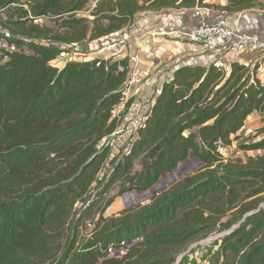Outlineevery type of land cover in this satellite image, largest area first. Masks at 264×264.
<instances>
[{
	"label": "trees",
	"instance_id": "1",
	"mask_svg": "<svg viewBox=\"0 0 264 264\" xmlns=\"http://www.w3.org/2000/svg\"><path fill=\"white\" fill-rule=\"evenodd\" d=\"M206 1L0 0V38L13 48L0 46V264H174L192 242L219 233L208 264H264V154L220 151L234 141L236 151L264 150V137L239 136L264 112L258 63L174 70L117 161L98 146L118 125L112 112L128 60L51 63L63 46L120 31L140 12ZM224 1L218 8L228 13L261 3ZM190 156L197 170L105 216L117 197L149 192ZM191 263L184 256L179 264Z\"/></svg>",
	"mask_w": 264,
	"mask_h": 264
},
{
	"label": "crops",
	"instance_id": "2",
	"mask_svg": "<svg viewBox=\"0 0 264 264\" xmlns=\"http://www.w3.org/2000/svg\"><path fill=\"white\" fill-rule=\"evenodd\" d=\"M260 5L238 13L219 9L224 0H207L208 7L162 9L140 12L132 25L108 36L86 41L91 50L82 60L128 59L138 56L137 66L146 73L139 87L129 90V97L138 99L146 113L153 104L163 83L173 71L183 66H208L210 64L229 67L230 63L254 65L259 63L258 76H264V0ZM217 6V7H215ZM207 22L239 29L241 34L257 38L259 45L245 47L226 44L215 50L194 43L183 36L190 27ZM107 40V41H106ZM133 66V65H132ZM112 117L124 122L125 114L115 108ZM147 193V192H144Z\"/></svg>",
	"mask_w": 264,
	"mask_h": 264
},
{
	"label": "rangeland",
	"instance_id": "3",
	"mask_svg": "<svg viewBox=\"0 0 264 264\" xmlns=\"http://www.w3.org/2000/svg\"><path fill=\"white\" fill-rule=\"evenodd\" d=\"M80 15L86 16V15H88V13L87 12H81ZM190 28H188L187 30H185L183 32V36L185 38H187V37L184 35V33L186 31H188ZM2 32L3 31L0 30V34ZM0 46L5 47L8 50L13 49L12 47H8L1 38H0ZM74 46L77 48V50H75V47L63 46V50L66 51V56L64 57L63 60H60L58 62L55 61V59H56L55 58L54 60L51 61L52 65L60 67L63 63H65L68 60H82L83 58L88 56V53L91 50V48H88L89 46L87 43H83L82 45H74ZM127 60H128L129 68L132 69L133 67H135L138 70L145 72L144 70L140 69L139 67H136L137 66L136 64L138 61L135 63H131V62L129 63V58ZM219 66L223 67V65H219ZM248 66L252 67L253 65L250 64ZM226 69H228V67ZM258 69H259V63H258ZM144 79H145V77H144ZM144 79H143V81H144ZM143 81L140 83V85L143 83ZM140 85H138L137 87H139ZM130 99L137 100L140 103V106H142L141 102L138 99L129 97V100ZM124 114H125V112H124ZM142 114L144 117V116H146L147 113H146V111H144L142 109ZM263 127H264V112H254L246 120L244 127L240 131V133H239L240 140L257 141V140L263 138L264 132H261V128H263ZM238 143H239V141H234L232 143V145L222 147L220 149L221 153L224 156L240 157L242 159H245L247 156H251V155L254 156V155L264 154V150L253 151V152L252 151H249V152L236 151V147H237ZM128 144H130V141H128L127 145ZM127 151H126L125 147L120 148L119 152H115L114 150H112V151L109 150V157L111 159H113L114 161H117L124 154H126ZM199 166H200V162L197 161L193 156H190L186 161L183 162V164L179 167V169L177 171L175 169L174 170L175 172L174 171H173L174 173L172 172L173 175H172V173H170V174L168 173L166 175H163L160 183H158L157 185L152 187L149 190V192H147V193L137 192V191L136 192H129V193L123 194L120 197H117L114 200V202L105 211V216H110V215L116 214L123 207L132 206V205L140 203V202L144 203L145 200L147 199V197L149 196V194L163 190L164 188L168 187L173 181L177 180L178 178L184 176L187 173H192L193 171L197 170ZM116 190H117L116 187L111 188L108 192V196L115 194ZM261 205H264V195H263V197L261 199V203L259 204L258 207H263ZM78 206H80V204ZM88 226H89L88 229H90L91 226L90 225H88ZM222 235H223L222 233L210 235L207 238L202 239L200 241L192 242L188 246V248H190V251H188L184 256L188 258V261H192L193 264H197L199 261L207 260L209 249L214 244V242H216L217 240H219L221 238ZM187 249L184 252H186ZM114 254L119 255L120 251H115Z\"/></svg>",
	"mask_w": 264,
	"mask_h": 264
},
{
	"label": "built area",
	"instance_id": "4",
	"mask_svg": "<svg viewBox=\"0 0 264 264\" xmlns=\"http://www.w3.org/2000/svg\"><path fill=\"white\" fill-rule=\"evenodd\" d=\"M184 35L190 41L200 44L208 50H215L226 44H239L245 47H254L259 45L256 37L248 34H241L238 28L215 25L207 22H200L196 24L186 31ZM75 50H77L76 47ZM65 56L66 51L63 50L59 52L55 61L58 62L63 60ZM4 58L7 59V56ZM137 61V55L129 57V63H135ZM145 75V72L140 71L135 67L132 69L129 68L124 86L121 89L120 102L116 106L117 108H120L122 112H125L124 122L122 124L118 123L115 130L103 139L98 148L105 143L109 147L110 151L114 150L115 152H119L120 148L123 147L126 148V151L129 150L131 143L136 137L137 129L144 119L142 114L143 107L140 106V103L137 100H129V90L140 85ZM128 141H130V144L127 145ZM110 168V163H108V161L105 162L96 177V181H102L104 176L109 173ZM197 264H208V262L207 260H203L199 261Z\"/></svg>",
	"mask_w": 264,
	"mask_h": 264
},
{
	"label": "water",
	"instance_id": "5",
	"mask_svg": "<svg viewBox=\"0 0 264 264\" xmlns=\"http://www.w3.org/2000/svg\"><path fill=\"white\" fill-rule=\"evenodd\" d=\"M173 173H174V172H173ZM173 173H172V175H173ZM160 181H161V180H160ZM160 181H159L158 183H160ZM158 183H157V184H158ZM261 206L264 207V205H261ZM259 208H260V207H259ZM250 213H251V212H250ZM250 213H249V214H250ZM249 214H246V215H245L240 221H238L237 224H236L235 226L232 227V229L235 228V227H237V226H238V225L244 220V218H245L247 215H249ZM188 251H190V248H188L186 252L181 253V254L177 257V260H176V262H175L174 264H179L180 261H181V259L184 257V255H185Z\"/></svg>",
	"mask_w": 264,
	"mask_h": 264
}]
</instances>
